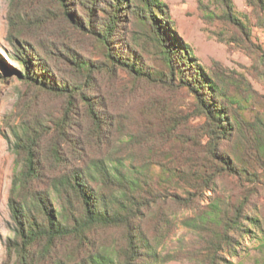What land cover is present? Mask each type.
Segmentation results:
<instances>
[{"label":"trees","instance_id":"obj_1","mask_svg":"<svg viewBox=\"0 0 264 264\" xmlns=\"http://www.w3.org/2000/svg\"><path fill=\"white\" fill-rule=\"evenodd\" d=\"M53 1L62 21L93 39L101 61L82 59L74 49L71 56L72 48L58 42V59L73 62L78 74L70 81L58 77L43 45L10 40L16 77L63 99L57 115L22 113L7 125L13 140L4 134L14 154L8 199L14 227L7 244L14 263L237 264L240 238L255 232L261 234L255 235L261 239L256 264H264V201L257 203L264 195V95L255 101V91L238 89L230 74L199 65L161 0ZM219 2L225 20L250 40L232 0ZM246 3L264 10V0ZM240 37L234 36L238 44ZM146 44L158 55L156 66L144 60ZM258 49L264 76V50ZM115 68L163 86L177 79L195 107L182 113L152 104L155 120L104 114L86 87L94 74L115 75ZM79 103L86 115H79ZM258 104L248 119L244 113ZM178 225L193 238L180 237L166 251Z\"/></svg>","mask_w":264,"mask_h":264},{"label":"rangeland","instance_id":"obj_2","mask_svg":"<svg viewBox=\"0 0 264 264\" xmlns=\"http://www.w3.org/2000/svg\"><path fill=\"white\" fill-rule=\"evenodd\" d=\"M161 1L168 6L175 35L190 47L199 65L204 66L207 71L216 68L220 72L230 74L231 80L236 79L234 84H240L238 89L250 88L256 92L252 97L255 101L260 95H264L262 64L258 61V48L261 46L264 50V29L257 24L258 16L264 17L263 9L254 10L247 5L246 0H232L236 15L247 22L249 28L250 40H245V34L223 17L219 0ZM207 10L214 12L215 16L209 18L206 15ZM58 15V4L53 0H0V264L6 259H9L10 264H15L14 254L8 255L7 250L8 239L13 237L14 227L8 205L14 174V154L4 134L11 140L13 136L7 125L17 122L22 113L57 115L63 103V99L58 95L16 77L14 70L19 69V64L10 40L14 36H20L36 46L43 45L47 61L61 71L58 77L70 81L75 80L78 74L72 70L73 62L67 65L62 58L58 59L61 57L58 53L61 50L58 42L72 48L69 51L71 56L76 50L82 59L98 63L101 61L93 39L67 25ZM235 35L241 36L243 41L238 44L234 40ZM145 47L147 51L144 60L156 66L157 53L153 47L147 44ZM115 70L117 73L114 75L112 71L102 69L94 74L90 87H86L104 114L116 112L132 118L149 117L155 120L158 114L156 109L151 107L152 104H166L182 113L195 107L192 94L182 87L177 79L171 86H163V82L134 79L122 69ZM79 105V115H86L83 104ZM261 108L258 104L254 109H248L244 115L251 119L254 112ZM82 121L85 122V116ZM192 121L197 122L198 119L194 118ZM220 185L221 189H225L227 180L220 181ZM263 201L264 195L257 199L258 204ZM180 213L182 211L178 210L177 214L181 215ZM254 233L250 232L251 237L249 234L240 238L243 250H240L238 258L233 259L237 264H256L260 260L258 243L261 239L255 235L261 234ZM180 237L189 241L193 234L178 225L166 242V251L175 249L180 243ZM165 264L190 263L182 259L171 260Z\"/></svg>","mask_w":264,"mask_h":264}]
</instances>
